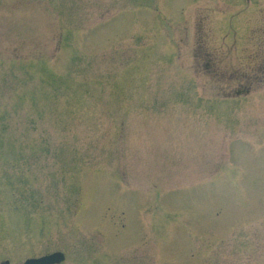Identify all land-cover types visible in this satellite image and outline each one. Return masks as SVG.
<instances>
[{"label": "rangeland", "instance_id": "1", "mask_svg": "<svg viewBox=\"0 0 264 264\" xmlns=\"http://www.w3.org/2000/svg\"><path fill=\"white\" fill-rule=\"evenodd\" d=\"M264 264V0H0V264Z\"/></svg>", "mask_w": 264, "mask_h": 264}, {"label": "water", "instance_id": "2", "mask_svg": "<svg viewBox=\"0 0 264 264\" xmlns=\"http://www.w3.org/2000/svg\"><path fill=\"white\" fill-rule=\"evenodd\" d=\"M64 259L65 255L58 252L42 258L29 259L25 264H58L64 261Z\"/></svg>", "mask_w": 264, "mask_h": 264}, {"label": "flooded vegetation", "instance_id": "3", "mask_svg": "<svg viewBox=\"0 0 264 264\" xmlns=\"http://www.w3.org/2000/svg\"><path fill=\"white\" fill-rule=\"evenodd\" d=\"M51 254V253H50ZM48 255V254H47ZM41 257H43V256H41ZM9 261V260H8ZM24 262H26V261H24ZM8 263H10V262H8ZM25 264V263H24Z\"/></svg>", "mask_w": 264, "mask_h": 264}]
</instances>
